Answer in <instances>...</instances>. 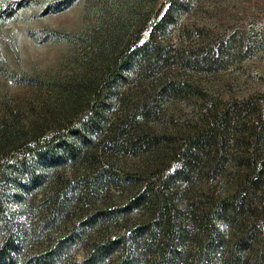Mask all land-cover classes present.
<instances>
[{"label": "rangeland", "instance_id": "1", "mask_svg": "<svg viewBox=\"0 0 264 264\" xmlns=\"http://www.w3.org/2000/svg\"><path fill=\"white\" fill-rule=\"evenodd\" d=\"M214 120L184 180L185 145ZM52 136L73 156L33 160L29 187L13 164ZM2 170L0 246L18 226V264H83L159 203L175 212L140 264H200L217 234L215 264H264V0H0Z\"/></svg>", "mask_w": 264, "mask_h": 264}, {"label": "trees", "instance_id": "2", "mask_svg": "<svg viewBox=\"0 0 264 264\" xmlns=\"http://www.w3.org/2000/svg\"><path fill=\"white\" fill-rule=\"evenodd\" d=\"M143 49L144 48H141L140 51L142 52ZM124 62L125 61L122 63ZM122 66V64H118L117 68L120 70ZM115 67L116 64L114 63V68ZM217 123L218 122L214 120L209 129L198 133L191 138L188 143H186L182 152L183 154H181L182 158L185 160V164L182 165L183 171L180 173L184 177V180H188L190 178L192 170L199 162H201L202 151L207 146H211L213 144L211 141L217 137L215 130ZM62 136H52L51 138L46 139L43 143L37 140V144L34 146L24 148V150H22L23 148L20 149L22 152L27 153V158L24 160L19 159L16 165L13 164V167L16 170H19L22 174L27 173L28 176L32 178V181L28 184L29 187L37 185L40 179V176L35 175V168L32 165L33 160H40L49 154L57 153L60 147L64 148V150L67 149L66 151L73 156V150L71 151L68 148ZM20 150L17 148L18 152ZM0 177L1 181H6L9 178L5 170L0 172ZM141 201L142 199L136 201L135 204ZM174 212L175 211L172 210L168 204L159 203L156 207V221H153L149 225H143L137 229L131 230L128 234L121 237H115L113 239L107 238L106 240L101 241V244L93 250L86 262L83 264H101L106 259L111 260L114 257L116 258V255H118V258H116V264H140L141 257L138 252L139 249L145 245L141 243V240L144 239V237H147L153 242L156 236L155 233L162 231L164 223L163 219ZM227 212V203L222 201L218 208L205 213L204 215L206 216L205 218L208 219L209 225L213 227L215 222H222L224 220ZM168 225L173 229L177 227L175 221L170 222ZM22 232L23 231L20 230L18 226L6 225V236L0 246V264L19 263L22 254L21 249L25 243V238H23L24 236ZM221 236V234H217L216 238L207 244L208 249L201 253L200 264H215L217 255V249L215 248L218 247L215 246L214 242L220 241Z\"/></svg>", "mask_w": 264, "mask_h": 264}]
</instances>
